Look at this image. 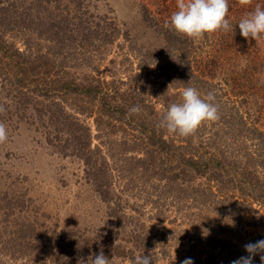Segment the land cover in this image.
<instances>
[{
	"label": "trees",
	"instance_id": "obj_1",
	"mask_svg": "<svg viewBox=\"0 0 264 264\" xmlns=\"http://www.w3.org/2000/svg\"><path fill=\"white\" fill-rule=\"evenodd\" d=\"M257 5L264 8V0H252L247 6L229 0L226 19L230 29L205 33L203 43L207 48L199 51L195 50L193 38L178 33L168 23L177 10L176 0H140L136 5L139 22L124 23L126 29L108 14L90 13L84 0H0V77L10 84L8 92L15 98L12 103L20 114L17 120L23 122L26 115H36L38 120L34 121L39 122L49 145L83 161L86 178L109 206L110 224L117 230L126 231L123 222L135 217L126 212V206L131 204L124 203L129 201L124 194L145 192L143 206L152 201L154 216L159 219H164L165 207L179 204L182 201L177 198L187 196L192 199L190 205L210 213L193 214L192 225L203 228L207 236L205 242L201 237L196 240L212 251L219 247L223 250L230 243L215 236V230L230 233L232 222L241 220V211L255 212V204L264 209V130L259 127L264 121V38L245 39L238 26ZM34 25L39 32L36 35L49 41L44 54L27 44L20 51L13 40L19 35L6 38L8 33L31 30ZM151 37L165 43L164 53L159 56L160 76H165L168 85L176 90L194 86L202 96L215 91L220 118L204 122L186 138L172 133L169 134L175 140L164 138L168 132L157 125L165 112L153 111L142 104L141 98L136 100L133 94L121 90L125 82L100 80L94 74L80 82L67 78L66 71L72 67L98 69L93 64L95 57L102 59L98 56L106 54L118 39L123 38L134 49L138 38ZM147 50L146 59H157L153 50ZM136 52L142 50L137 48ZM72 94L80 95L82 100L73 98L74 104H69L72 109H67V99ZM175 97L166 105L174 103ZM136 105L140 112L129 115L128 110ZM148 110L150 113H142ZM80 115L94 118L97 134L93 135L92 127ZM129 124L130 134L126 127ZM117 133L120 136L113 138ZM139 133L145 141L136 137ZM95 138L99 144L93 146ZM127 152L133 156H125ZM130 161L136 169H130ZM112 171L121 182L126 179L124 185L111 186ZM195 178H202L206 187L192 188L187 184ZM12 201L6 202L4 217L0 218V264H16L26 257L45 259L49 255L55 257L51 264H75L79 258L86 261L101 250L109 259L133 261L136 255L156 256L151 242L146 241L147 232L139 238V253L135 249L127 251L121 242L113 248L102 235L85 238L71 231L48 233L43 223L26 215L28 205ZM127 231L140 236L135 230ZM223 256V252L211 254L220 261ZM3 257L7 260L3 261Z\"/></svg>",
	"mask_w": 264,
	"mask_h": 264
},
{
	"label": "rangeland",
	"instance_id": "obj_2",
	"mask_svg": "<svg viewBox=\"0 0 264 264\" xmlns=\"http://www.w3.org/2000/svg\"><path fill=\"white\" fill-rule=\"evenodd\" d=\"M84 1L87 3L90 13L94 15L108 14L110 17L116 18L119 26H123L124 29H126L124 23L139 22L136 5L140 0ZM34 28H37V26L34 25L31 30L27 28L16 30L14 31L15 34L8 33L6 38L10 40L14 35H19L13 40L20 51H24L27 44L33 50L38 47L40 53L44 54L47 50L45 46L49 45V41L36 35L39 32L34 30ZM203 38L204 36L198 39L193 38L195 50L205 51L207 47L203 43ZM135 43L137 45L132 49L123 38L116 40L114 44L109 46L106 54L98 56V58L102 57V59L92 58L96 60L93 64L97 65L98 69H93V66H87L88 68L72 67L66 71L67 78L80 82L85 76L94 74L93 76L100 80L125 82V84L121 85V90H127L130 92L129 95L133 94L135 96L136 100L141 98L142 104L149 107V109L154 108L153 111L166 112L167 101H171L173 96H176L177 98L175 97L176 100L174 102H180V93L183 89L176 90L172 88L167 84L165 76H160L162 60L159 59V56L164 53L165 43H162L160 39L158 41L154 37L147 40L138 38ZM137 48L142 50V52L134 53ZM147 49L153 50L152 54L157 59H151L150 57L146 59ZM201 54L204 53H197V55ZM35 55L36 53L33 54V56ZM147 62H151L149 63L150 66L145 65ZM6 81L5 78L0 77V109H3V111H0V122L5 124L8 136L4 143H0L1 219H3L5 214L3 208H6L9 200L12 199L25 206L28 205L30 208L26 215L31 220L39 222V224L43 223V229L48 233L56 232L59 235L64 231H71L77 232L85 236V238L94 234L102 235L104 242L111 243L110 246L114 245L113 248L117 243L121 242L127 251L132 250V252L134 249H138L137 245L142 243L139 238L144 232H147L146 241L151 242L156 253V256L152 257V259H155L153 264H173V262L181 264L186 258H191L193 264H219V262H224L221 264H231L233 260L247 255L244 249L245 244L264 239V209L256 204L252 206L255 212L251 209L241 211V220L237 218L236 222H232L233 226L230 233H218L215 230L216 234L214 233V235L227 240L232 247L226 246L223 250H220L222 247H219L212 251L210 247L203 243L205 238L207 239L206 231L203 228H195L192 225L193 214L202 212L205 215H209V212L200 210L194 204L190 205L192 204V199L183 196L177 198L182 201L181 203L177 204L175 202L169 207H165L167 209L164 210V219H159L154 216L152 201L143 206V198L146 193L137 191H133L129 195L124 194L123 196L129 200H125L124 203L128 204L129 202L131 204L130 207L126 206L125 208L127 214L133 217L135 215L136 221L134 218L133 220L124 219L123 223L127 227L126 231L117 230L115 225L110 224L112 220L110 221L108 217L109 206L101 201L100 196L97 192H94L93 186L89 184L86 178L83 161L73 155L65 156L49 145L45 140V135L43 132L41 133L43 130L39 122L34 121L35 118L38 120L36 115L34 117L26 115L23 122L17 120L20 114L12 103L15 98H12V95L8 92L10 84ZM162 85H165V87ZM68 97L67 109H72L69 104H74L73 98L82 100L78 94H72ZM84 100L87 99L85 98ZM142 113L148 114L150 110ZM79 117L84 121L85 116L80 115ZM85 123L92 127L93 135L98 133L93 117L86 118ZM259 125L264 130V121ZM126 127L127 133H132V130L129 129L130 124ZM118 136L120 134H114L113 138ZM130 137L131 135H127V138ZM136 137L145 141V136L140 133ZM170 137L175 140V136H171L169 133L164 135L166 139ZM228 139L229 137H227ZM176 143L180 145L179 142ZM97 144H99V140L95 138L93 146ZM128 155L133 156L131 152L125 153V156ZM140 155L142 156V154ZM129 163L132 166L130 169H136L133 161ZM126 169L128 170V168ZM112 174V187L117 186L119 183L121 185L125 184L124 180L126 179L121 182L117 173L115 174L112 171ZM149 184L154 185L152 182H149ZM187 184L192 186V188L206 187L202 178H195L194 182L190 181ZM177 194L179 192H176ZM192 195L191 191L190 196ZM189 206L192 208H189ZM130 208H135L136 211ZM136 212L141 215L137 216L139 214ZM136 217H138V220ZM211 218H214V215ZM142 224L145 228L139 229ZM127 230L140 232V236L135 237L133 233L128 234ZM199 237L202 238L201 241L203 242L196 240ZM91 246H93L92 243ZM232 251L234 255L230 254ZM137 252L139 253L138 250ZM220 252L225 254L222 261L219 260L220 256L217 260L211 257V254L217 255ZM257 257L258 255L253 258V264H260V256L255 261ZM6 260L7 258L3 257V261ZM53 260H55L54 255H49L45 259L38 257L36 260L35 258L26 257L16 264H51ZM112 261L113 264H132L131 259H122L120 257H113ZM2 264L7 263L2 262ZM75 264L77 263L75 262Z\"/></svg>",
	"mask_w": 264,
	"mask_h": 264
},
{
	"label": "clouds",
	"instance_id": "obj_3",
	"mask_svg": "<svg viewBox=\"0 0 264 264\" xmlns=\"http://www.w3.org/2000/svg\"><path fill=\"white\" fill-rule=\"evenodd\" d=\"M241 6H247L252 0H238ZM177 10L174 11L168 23L177 31L189 38H202L205 33H213L223 29H230L226 16L229 12V0H176ZM240 35L245 39L264 38V8L257 5L253 11L242 18L238 23ZM233 30V29H232ZM180 102L170 103L167 111L160 119L157 127L168 133L188 137L195 134L202 123L218 120V104L214 90L201 95L194 86L185 87L181 93ZM139 105L131 107L129 115L140 112ZM3 111V109H0ZM7 130L4 123L0 122V143L7 140ZM246 256L235 259L231 264H253V258L260 256V264H264V239L249 242L244 245ZM77 264H113L112 259L104 255L103 250L99 254H92L79 258ZM132 264H153L151 255H136ZM181 264H193L191 258H186Z\"/></svg>",
	"mask_w": 264,
	"mask_h": 264
}]
</instances>
